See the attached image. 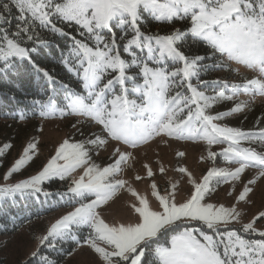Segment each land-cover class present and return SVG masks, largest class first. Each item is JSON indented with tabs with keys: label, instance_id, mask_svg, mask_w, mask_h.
Masks as SVG:
<instances>
[{
	"label": "snow or ice",
	"instance_id": "6c2138e0",
	"mask_svg": "<svg viewBox=\"0 0 264 264\" xmlns=\"http://www.w3.org/2000/svg\"><path fill=\"white\" fill-rule=\"evenodd\" d=\"M21 70L42 91L5 117L71 118L72 129L34 174L13 179L38 156L36 137L0 175V207L51 198L64 209L21 264H64L84 247L90 264H264V203L253 199L264 193V111L251 128L230 123L264 98V0H0V80ZM178 141L201 145L199 175L183 150L170 169L141 161L151 143ZM13 147L0 144V167Z\"/></svg>",
	"mask_w": 264,
	"mask_h": 264
},
{
	"label": "rangeland",
	"instance_id": "374dc122",
	"mask_svg": "<svg viewBox=\"0 0 264 264\" xmlns=\"http://www.w3.org/2000/svg\"><path fill=\"white\" fill-rule=\"evenodd\" d=\"M224 72H218L216 76L225 78L224 75L226 76V74H224ZM230 77V81L239 82V77ZM241 99H247V97L242 96ZM255 105L264 106V98L258 96ZM70 123L71 118L60 119L59 117L44 120L39 117L38 119L29 122L21 121L20 123L13 124L12 122L0 121V144L10 141L14 145L10 153L4 159L3 167H0V175H2L18 157L21 153V149L26 143L31 138L36 137L40 141V151L38 156L34 159V162L31 163V166L26 167L25 170H22L21 174L14 176L13 179L17 180L34 174L54 153V149L58 143L72 133ZM40 127L43 128L42 132L38 131ZM177 149L186 152V157L182 162L189 166L190 169L194 170L197 175H199L201 170L206 167L205 165L198 163L202 151L201 145L189 141L173 142L171 147H157L156 143H151L149 146L141 150L140 158L142 162H154L155 160L160 159L165 163V166L170 169L172 163H175L176 161L175 150ZM100 159L107 160V153H102ZM137 167L139 168L140 165L138 164ZM254 171V169H250L249 175L253 174ZM171 175L172 173L169 172V176ZM3 183L4 181L0 180V184ZM140 187L143 188L144 185L141 184ZM226 189L227 186H222L213 199L221 202L225 201ZM185 194L186 190L182 187L179 190L178 195L183 196ZM253 199L256 201V207H259L261 203H264V193L258 188ZM122 205V201L113 205L112 208L106 212V217L108 219H112L113 217L118 218L124 212ZM255 210L254 207L251 212H254ZM63 211L64 209L53 212L48 216L25 224L12 235L0 237V258H3L6 264H19L24 261L34 246V241L32 240L33 233L38 234L42 232L43 229ZM92 259L91 252L87 247H84L77 249L73 256L66 257L64 264H90Z\"/></svg>",
	"mask_w": 264,
	"mask_h": 264
},
{
	"label": "trees",
	"instance_id": "16d2710c",
	"mask_svg": "<svg viewBox=\"0 0 264 264\" xmlns=\"http://www.w3.org/2000/svg\"><path fill=\"white\" fill-rule=\"evenodd\" d=\"M224 72V71H218ZM218 72H212V77H217ZM226 79H230L227 72H224ZM63 75V73H61ZM13 88L16 92V99L10 100L6 95H0V121L20 123L21 121L29 122L34 119H38L39 116H33L31 112H27L26 119H13L11 116L5 117L4 113L9 112L11 109H16L17 112L22 110L25 105H29L31 97L42 91L31 79L27 71L21 70V72L7 81L0 80V89ZM227 105H225L226 107ZM264 111V106H256L255 111L248 114V119L241 124V117H235L230 119V123L236 126H242L244 128H251L255 118ZM58 118V116L56 117ZM52 190L56 191V186H52ZM3 206L0 207V237L12 235L25 224L41 219L50 215L53 212L60 211L63 208L58 207L55 200L41 204L40 201L31 200H7L2 202ZM30 221V222H29ZM7 223V231L3 230L4 224ZM0 264H6L3 258H0ZM21 264V263H19Z\"/></svg>",
	"mask_w": 264,
	"mask_h": 264
}]
</instances>
